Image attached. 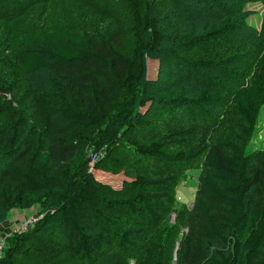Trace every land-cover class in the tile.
<instances>
[{
	"label": "trees",
	"instance_id": "trees-1",
	"mask_svg": "<svg viewBox=\"0 0 264 264\" xmlns=\"http://www.w3.org/2000/svg\"><path fill=\"white\" fill-rule=\"evenodd\" d=\"M48 1L0 0V221L36 203L42 215L6 236L0 264H264V26L243 12L258 0H74L107 5L108 35L10 25ZM88 129L95 168L133 179L121 189L73 161ZM198 165L192 206L164 224L169 190Z\"/></svg>",
	"mask_w": 264,
	"mask_h": 264
},
{
	"label": "rangeland",
	"instance_id": "rangeland-1",
	"mask_svg": "<svg viewBox=\"0 0 264 264\" xmlns=\"http://www.w3.org/2000/svg\"><path fill=\"white\" fill-rule=\"evenodd\" d=\"M46 8L48 10L47 16H42V12L44 11V9L38 7V10H35L30 14H26L24 18H19L13 21V23L10 25L15 27L16 29H22L29 27L31 22L39 21V23L43 26L47 25L50 27H55L66 23L68 20H71L74 23V28L76 31L81 32L85 30L90 31V33L94 35H97L98 33H100V30L98 28L105 26L104 28H102L104 35H108L110 33V29L106 21V15L110 13L107 5H105L102 9L94 10L91 9V7L88 5L76 4L74 0H49ZM243 12L245 14L247 13V17L245 19L249 24L252 25L251 27H254L256 31L260 33L264 26V1L258 0L246 2L243 6ZM93 15H99L98 18L100 21H96V17H94ZM16 33L17 31L15 32V35ZM15 38H17V36ZM261 42V36L260 39H258L257 37H252L251 41H247V49L250 55H253L252 58H254L256 56V53H258ZM157 66V60L153 59L147 61L148 78H155V76L157 75ZM258 118L259 121L255 127V130L258 132L254 136L252 142H254V144L257 146H261L262 143L260 139L264 137V105L259 109ZM94 132L96 136V131L94 130L92 132L90 131V129L80 130L75 133V139L79 141L80 150L77 154V157L74 158L73 161L80 168L83 162L89 159L90 161L88 163V168L90 171H92L94 176L104 184L112 186L115 190H119L123 187L124 181H131L133 179L122 170L114 171L111 169L101 170L95 168V162L98 160V158L91 157L90 152L94 149V147L91 146L93 137H95ZM201 170L202 169L200 165L184 169L175 184L172 185L171 190H169L171 196V208L164 217V224L166 222H169L170 225H174V223L176 222V209L192 206ZM6 195L7 191L4 190L1 196L4 197ZM40 210L41 206L39 203H36L30 207L17 206L15 208L9 209L6 212L4 219L0 221V239L6 238V236L12 230L19 228L22 223L29 220L30 218L39 217L41 214H36L39 213ZM175 230L173 234L170 235L169 239H165L163 241L164 244L168 243V245H171L173 236L175 235ZM152 254L153 252L149 253L148 247H141V257H150L152 256ZM75 258L76 257H74L69 252H63L59 258H53L51 260L52 262H54L55 260L61 259V261H57L54 264H75L77 259ZM47 260L48 259L40 256H34L29 259L28 264H52V262L48 263L50 261ZM128 263L131 264L132 260L130 259Z\"/></svg>",
	"mask_w": 264,
	"mask_h": 264
},
{
	"label": "built area",
	"instance_id": "built-area-1",
	"mask_svg": "<svg viewBox=\"0 0 264 264\" xmlns=\"http://www.w3.org/2000/svg\"><path fill=\"white\" fill-rule=\"evenodd\" d=\"M42 215H40L39 217H41ZM39 217H32L30 218L29 220L25 221L24 223L21 224V226L19 228H16L14 229V231H19V230H25L28 225L30 224H33L34 222H36V220L39 218ZM5 244H6V241H5V238H1L0 239V257H1V254H2V250L3 248L5 247Z\"/></svg>",
	"mask_w": 264,
	"mask_h": 264
}]
</instances>
